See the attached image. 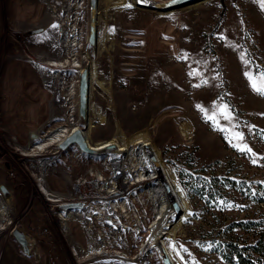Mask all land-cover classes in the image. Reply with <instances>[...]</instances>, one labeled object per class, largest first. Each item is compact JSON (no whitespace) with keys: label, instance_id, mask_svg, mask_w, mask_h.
<instances>
[{"label":"rangeland","instance_id":"obj_1","mask_svg":"<svg viewBox=\"0 0 264 264\" xmlns=\"http://www.w3.org/2000/svg\"><path fill=\"white\" fill-rule=\"evenodd\" d=\"M47 1L54 12L49 23L44 21L48 10L44 0H0V184L12 192L14 217L29 234L32 252L22 253L10 227L0 236V264H104L99 257L136 259L141 253L154 209L141 197L143 191L133 190L132 182L125 186L129 195L120 199L126 207L117 215L112 214L117 211L113 203L96 205L100 214L87 227L78 221L61 223L64 211L46 199L33 175L43 158L54 156L47 169L53 189L66 191L74 182L84 185V198L105 197V190L96 189L113 173L105 166L103 150L99 156V151L84 153L72 144L59 152L54 144L41 154L27 155L16 146H30L31 132L39 138L61 125L70 128V118L79 117L71 112L78 105L79 92L74 59L84 66L97 64L90 84L92 121L81 127L88 132L87 140L122 142L124 134L145 129L184 212L183 227L168 239L179 247L182 264H228L215 251L220 239L235 236L245 244L253 240L252 233L231 230L229 223L264 219V95L253 90L245 75L258 76L264 70L260 0H205L165 13L140 0H98L93 46L88 42L90 0ZM65 4L72 9L66 12ZM44 25V31L29 34ZM72 26L83 39L66 47L63 31L74 32ZM103 36L105 47L98 42ZM55 37L61 38V44L52 43ZM41 70H65L67 76L59 86L56 79L45 82ZM52 87L62 91L56 112L51 110ZM73 87L77 96L64 100L70 96L65 95L67 88ZM223 105L232 110V119L220 112ZM172 109L177 112H169ZM183 122L191 127L189 137L182 132ZM233 130L243 133L244 139H232ZM233 144L247 145L255 156ZM212 175L222 178L218 188L233 207L204 200L185 186ZM232 179L251 183L257 197L247 187L242 192L231 187ZM138 214L148 218L142 223ZM110 264L136 263L117 259ZM142 264L164 262L153 250Z\"/></svg>","mask_w":264,"mask_h":264},{"label":"bare ground","instance_id":"obj_2","mask_svg":"<svg viewBox=\"0 0 264 264\" xmlns=\"http://www.w3.org/2000/svg\"><path fill=\"white\" fill-rule=\"evenodd\" d=\"M44 2H46L47 4L49 3L47 0H44ZM140 2L144 4L148 3L147 5H153L156 3L155 1L147 0H140ZM50 4H48V10L46 11L44 19L45 23H49L51 20V16L54 14V12H52L53 8ZM63 8L66 12L72 9L70 7V4H65ZM75 8H77L76 5ZM72 28H74V32L67 31L66 29H64L63 31H66V33H64V39H62V43L66 47H73L75 45L77 46L81 44L80 40L83 39V35L81 34V32H79L76 26H72ZM60 40V37H55L54 42L52 43L61 44ZM99 41L104 47L106 46V36L100 38L98 42ZM73 66L77 67V69L79 70L84 66V63L78 59H74ZM50 70L53 69L50 68ZM41 71H43L42 74L45 82L52 83V81L56 79V81L59 82V86L62 85L61 83L66 79L67 76V71L65 70L58 73L54 71H52V73L45 72L44 70ZM96 74L97 64L93 63L92 66H89L90 84L91 81H93V79L95 78ZM76 86H78L77 82L74 84V87ZM74 87L72 88V90L67 88V93L65 95L70 96L66 98L64 97V100H70L77 96V92L75 91L76 89ZM57 88L55 89L52 87V90L55 94V98L51 103L52 112L57 111L58 107L56 108V105H62V103L57 102V97L62 94L61 89L57 90ZM92 108L93 103H91L88 107V111ZM88 111L86 119L81 118L79 115V117H77L76 119L75 117L70 118V128H68L67 125L58 126L55 129L48 131L44 135L40 134L41 136L39 138H33L31 140L30 146L16 143L17 148L23 151L22 153L27 155L41 154L49 146L59 144L67 135H69L71 130L76 129L77 127H82L83 125L86 127L89 126L92 119L88 116ZM71 112L78 113V105L72 107ZM169 112L174 113L177 112V110L172 109ZM53 117L54 115L52 114V118ZM99 117L103 119L104 115L99 114ZM181 126L183 134L186 137H189L192 131L190 125L183 122L181 123ZM39 132H41V129L39 130ZM85 134L88 138L87 131L85 132ZM112 144H114L115 146L111 147ZM89 145L99 151L96 155L101 156L103 155V153L106 155V158L104 159L105 166L113 173V176L108 180V182L102 179V181H100V184L104 182L102 184V187H100V189L98 190L96 189V192L98 193H102L105 190L107 192V195L105 197L98 198L91 195V197L89 196L88 198H84L83 194L87 192V190L85 191L84 189V185H74V182L68 184L66 191L53 189L50 186L47 178V169L49 167L51 159H54V156L50 159L43 158L44 160H42L40 165H37L34 169L38 172V174H36L35 171V174L33 175L38 177L39 188L43 192L47 200L56 203L57 205L65 202L81 201L86 203V205H84L82 208L75 207L61 212L60 222L68 224L69 221H78L88 227V225L91 223L90 219L95 218L96 214H100L96 205L107 206V204L112 203L114 204V207L117 208V211H113L112 214L117 212L118 215L120 209H124L126 207V203H124L126 201L121 202L120 200L125 195H129L128 190H126L125 188L126 183L132 182L134 185L133 190L135 189V192L143 191L141 197H144L148 202L147 204L151 205V207H153L154 209L153 216L149 217L150 226L145 235L144 243L141 246V253L136 259H123L117 256H102L99 257V260H101L102 262H106L104 264H110V260L117 259L125 261V263L134 261L136 264H142L143 261H147L150 251L155 250L157 253H159L160 250H164L169 257L170 264H182L184 258L179 247L174 241H170L168 239L171 233L174 232V234H177L183 227V221L185 219L184 212L181 208L178 197L173 192L170 180L159 161L156 151L146 135L145 129L138 130L131 135L124 134L122 142L113 139L98 142L96 144L90 143ZM146 145H149L150 147H146ZM153 155L157 158V165H155L151 160V156ZM175 205H178L180 213L177 212ZM137 217V219L142 220V223L145 218H148H144L140 216V214H138ZM17 225H19V222L17 221V218L14 217V207L12 199L5 198L0 191V236L10 227L14 228ZM114 227L116 228V226ZM129 244L131 245L132 243Z\"/></svg>","mask_w":264,"mask_h":264},{"label":"water","instance_id":"obj_3","mask_svg":"<svg viewBox=\"0 0 264 264\" xmlns=\"http://www.w3.org/2000/svg\"><path fill=\"white\" fill-rule=\"evenodd\" d=\"M97 1L98 0H90V7L92 10L91 19L89 23V34H88V42L90 45H95L97 38ZM205 0H167V1H159L153 5L148 7L153 8L159 12H169L174 11L179 8L187 7L193 3H198ZM45 26H38L35 29L29 30L30 33H39L45 30ZM79 74V92H78V114L81 118H87V111L89 107L90 101V75H89V66L85 65L81 67L78 71ZM38 134L36 132H31V138H37ZM76 144L79 149L84 153H97V149L91 147L88 143L85 131L81 127H77L73 131L69 133L59 144L58 150L59 152L65 151L70 145ZM114 144L111 145L113 147ZM146 147H150L146 145ZM151 160L155 165L158 164L157 158L153 155L151 156ZM0 191L3 196L7 199L12 197V192L8 188V186L4 183L0 184ZM84 206L83 202H68L62 203L57 206V209L60 211H66L71 208ZM175 208L178 213H180V209L178 205H175ZM15 240L20 245L22 253L30 256L32 254L30 247L29 234L24 229L23 226L17 225L13 228L12 232ZM164 264H170L169 257L164 250H160L158 253Z\"/></svg>","mask_w":264,"mask_h":264},{"label":"trees","instance_id":"obj_4","mask_svg":"<svg viewBox=\"0 0 264 264\" xmlns=\"http://www.w3.org/2000/svg\"><path fill=\"white\" fill-rule=\"evenodd\" d=\"M220 68L221 66L219 65V70ZM180 175L183 177V173H180ZM231 181V187L235 188L237 191L242 192L244 187H247L252 197H257V189H253L251 183H246L244 180L239 179H232ZM221 182H223V180L219 175H212L199 182L193 180L192 185L185 183V186L192 193L203 197L204 200L219 203L225 198V196L222 198V191L218 188ZM175 192L178 193L177 189H175ZM229 226L231 230H240L242 233H252L253 240L245 244L241 243L235 236L228 237L227 239H220L215 247L217 254L228 264H264V219L260 217L238 219L231 221Z\"/></svg>","mask_w":264,"mask_h":264},{"label":"snow or ice","instance_id":"obj_5","mask_svg":"<svg viewBox=\"0 0 264 264\" xmlns=\"http://www.w3.org/2000/svg\"><path fill=\"white\" fill-rule=\"evenodd\" d=\"M260 3H261V7H264V0H260ZM131 6H132L131 4L126 5V7H131ZM245 75H246V77H248L250 83L252 84L253 90L257 91L261 95H264V70H259V75L258 76H253L249 72H246ZM258 81L260 82L259 84H258ZM220 112L222 114H224L225 117L228 118V119H232L233 118L232 117V110L229 108L228 105H223V107L220 109ZM206 116H207V113H206ZM209 118H211V117H209ZM262 132H264V130H262ZM227 138L228 137H226V139ZM232 139H235V140H238V141H242L244 139L243 133H238V132H235L233 130ZM229 142L231 143L232 140L230 139ZM233 146L236 147L238 151H246L248 153H252V150L250 148H248L247 145L241 147L238 144H233ZM252 155L255 156V153H252ZM255 162L256 161L254 159L253 163H255ZM253 195H254V193H253ZM262 195H264V193H262ZM220 203L222 205H224L225 207H227V208H231V207L234 206V205H232L230 203H227L225 201H221ZM208 247L211 248L212 246L209 245ZM205 250H208V248H206ZM183 251L184 252H188V250L186 248L183 249ZM193 264H196V262L193 261Z\"/></svg>","mask_w":264,"mask_h":264}]
</instances>
